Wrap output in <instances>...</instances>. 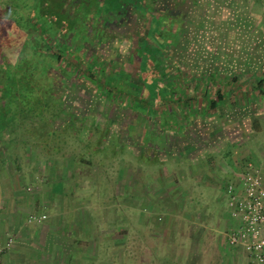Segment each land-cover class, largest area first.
Masks as SVG:
<instances>
[{
	"label": "rangeland",
	"instance_id": "rangeland-1",
	"mask_svg": "<svg viewBox=\"0 0 264 264\" xmlns=\"http://www.w3.org/2000/svg\"><path fill=\"white\" fill-rule=\"evenodd\" d=\"M154 1L127 0L126 4L144 13ZM163 2L168 11H159L156 20L149 18L129 50L119 51L122 45H113L115 50L106 45L105 49L93 51L90 58L85 51L74 48L55 49L62 57L60 66L67 70L64 73L56 66L58 60L51 56L49 46L43 47L44 34L37 41L30 37L36 29L46 34L49 16L42 11L55 4L58 12L60 1L0 0V72L5 76L0 80V95L10 99L0 105V126L5 128L0 132V149L10 158L18 156L20 168L37 163L45 171L49 164L53 167L56 174L49 183L51 189L57 197L65 193L72 203V211L65 214L68 228L77 236L83 230V234H89L88 264H194L203 248L206 255L212 254L216 245L213 236L230 219L227 199L215 202L212 191L205 188L202 194L201 185L194 182L205 178L192 176L189 171L184 174L177 169V162L166 159L162 150L155 149L151 159L150 152L144 151L154 141L145 119L150 123L156 118H160L159 124L164 120L171 122L181 112L183 90L194 84L205 90L213 86V76L207 73H201L194 83L186 70L154 65L155 55L158 59L160 55L173 56L177 46L184 42V21L172 15L175 0ZM111 8L107 7L106 14ZM48 51L47 58L38 53L47 55ZM17 62L18 66L14 64ZM47 69L64 73L62 81L48 79ZM83 79L89 95H97L99 101L102 98L103 104L129 111L137 125H144L131 138L134 143L138 138L140 147L123 138L116 123L112 125L116 134L107 135L106 125L102 124L107 121L103 118L105 108L100 107L99 113L89 108L91 97L80 107L74 105L70 109L68 105L66 114H59V106L66 108V104L60 101L63 95L54 89L65 92L75 81ZM17 96L19 104L11 101ZM22 112L32 115L20 120L17 114ZM65 116L71 119L68 123L63 121ZM223 152L229 154L230 149L226 147ZM63 171L68 180L67 191L58 176ZM171 171L175 179L169 186L168 207L164 199L166 182L170 180L167 173ZM199 198L204 199L203 214L207 217L201 226L197 218V207L202 205ZM218 220H222L219 228Z\"/></svg>",
	"mask_w": 264,
	"mask_h": 264
},
{
	"label": "crops",
	"instance_id": "crops-1",
	"mask_svg": "<svg viewBox=\"0 0 264 264\" xmlns=\"http://www.w3.org/2000/svg\"><path fill=\"white\" fill-rule=\"evenodd\" d=\"M192 3L196 6L193 4L183 23L184 42L177 46L173 56L165 55L164 61L168 67L188 71L194 83L201 73L213 76V86L205 90L194 84L183 90L181 112L171 122L164 120L161 125L160 118L152 123L145 119L154 141L144 151L150 152L151 159L155 149L162 150L166 159L177 162V169L184 174L189 171L192 176L205 178L194 182L201 185L202 194L205 188L209 189L215 202H221L227 199V186L237 183L248 171L258 172L264 187V0H193ZM126 38L129 41L130 36ZM123 40V49L119 51L131 47ZM57 48L59 45L52 43L48 49L52 57L60 59ZM61 62L56 66L61 68ZM101 101L100 106L105 108L103 118L107 119L102 124L106 125L107 135L116 134L112 126L116 123V128L126 132L130 144L140 147L138 138L136 143L131 138L144 125H137L129 111ZM226 147L229 154L223 152ZM17 162H21L18 156L0 155V237L11 240L4 264H88L89 234H83V230L77 236L68 228L65 214L72 211V203L65 193L57 197L51 189L49 183L56 174L53 167L49 164L45 171L37 163L25 169ZM167 174L170 180L166 182L164 201L169 207V186L175 174ZM58 176L62 177L67 191L66 172ZM199 200L202 205L197 207V218L201 226L207 217L203 214L204 199ZM228 220L224 229H217L213 236L216 245L212 254L206 255L203 248L194 264H249L241 246L228 244L227 233L234 224ZM217 223L219 228L222 220Z\"/></svg>",
	"mask_w": 264,
	"mask_h": 264
},
{
	"label": "flooded vegetation",
	"instance_id": "flooded-vegetation-1",
	"mask_svg": "<svg viewBox=\"0 0 264 264\" xmlns=\"http://www.w3.org/2000/svg\"><path fill=\"white\" fill-rule=\"evenodd\" d=\"M61 7L59 8V11L54 9V6L51 7H45L43 9V15L48 17V23L49 27H47L46 34L42 33L40 31L33 30L30 37L32 40L37 41L43 34H44V40L42 41L43 47L44 45L47 47L54 43L55 45H59L60 48L67 47L68 45H71V49H77L79 51H85V56H91L92 52H97L99 49H105L106 44L112 45L111 49L115 50V46L113 45H122V40L124 39L125 45H130L134 41L135 37L138 36V34L142 33V31L146 28L147 20L150 18L158 19L159 17V11L167 10L168 7L166 6L165 2L163 1H169V0H153V4L150 5V7L147 9L148 12H140L138 10H133V7H129L128 4H126L127 0H59ZM192 0H175V6L176 9H173V16L178 17V19H181V21L186 20V16L190 14L193 4ZM112 4V5H111ZM1 6V5H0ZM112 7L111 12L106 14L107 7ZM3 8V6H1ZM0 7V8H1ZM1 8V9H2ZM50 9V10H49ZM101 11H103L102 14ZM96 14V15H95ZM184 23V22H183ZM127 36H130L129 41L126 40ZM119 37L117 40L116 38ZM115 38V39H114ZM118 41V42H115ZM123 40V41H124ZM48 44V45H46ZM69 48V46H68ZM153 50V49H151ZM39 54H42L44 57H49V51L46 54H43L41 52H38ZM59 53V52H58ZM150 56V54H149ZM165 56V55H164ZM164 56L160 55V58L158 59V56L155 55L154 57V65L162 67V68H168L173 69L174 68L168 67L166 62L164 61ZM58 60L57 62H60L61 59L59 57H56ZM2 67L4 66V62L2 60ZM16 66H18V62L14 63ZM6 65V64H5ZM48 67V66H45ZM66 68V67H65ZM172 70V71H173ZM60 71H63L64 73H67V70H64V66L60 68ZM46 75H48V79H53L57 83L59 81H62V74L57 70L54 69H47ZM5 78L4 74L0 72V80L3 81ZM95 79V78H94ZM52 80V81H53ZM97 82V79H95ZM47 82V81H46ZM52 88V87H51ZM53 89V88H52ZM56 91H59L58 94L63 95L64 99H60V101H63V104H66V108L64 105L61 107L59 106V114H66V110L68 105L70 106V109L74 107V105H77L80 107V105L85 104L86 99L92 98L91 101L87 104L88 106L91 105L89 108H93L94 110L97 109V113L100 112V99L89 95L90 92L87 87L85 86L84 82L81 81H75L71 86L67 87L65 92L61 89H54ZM74 93L76 96H74ZM9 99V96H2L0 95V105H4V102ZM18 99V96L15 98ZM10 100V99H9ZM12 101V100H11ZM13 103L19 104L18 100H13ZM99 102V103H98ZM57 108V106H56ZM21 110L24 109V107H20ZM80 110L76 109V112H79ZM58 113V112H57ZM17 115H20V120L23 119V116L18 113ZM18 117V116H17ZM64 117V122L68 123L70 119ZM82 117V111L81 116ZM63 123V122H62ZM118 123V122H117ZM18 127V126H17ZM2 131L5 128H1ZM0 130V132H2ZM1 134V133H0ZM123 138H127L126 132H122ZM126 136V137H125ZM0 155H4V151L0 149Z\"/></svg>",
	"mask_w": 264,
	"mask_h": 264
},
{
	"label": "built area",
	"instance_id": "built-area-1",
	"mask_svg": "<svg viewBox=\"0 0 264 264\" xmlns=\"http://www.w3.org/2000/svg\"><path fill=\"white\" fill-rule=\"evenodd\" d=\"M229 217L234 223L227 233L230 246H241L249 264H264V187L258 172L248 171L226 188ZM11 240L0 237V264Z\"/></svg>",
	"mask_w": 264,
	"mask_h": 264
},
{
	"label": "trees",
	"instance_id": "trees-1",
	"mask_svg": "<svg viewBox=\"0 0 264 264\" xmlns=\"http://www.w3.org/2000/svg\"><path fill=\"white\" fill-rule=\"evenodd\" d=\"M13 100H17V99L13 98L12 101H13ZM31 115H32L31 112H30V113H29V112H24V113L22 112L23 119H24L25 117H27V116H31ZM6 116H7V115H5L4 118H6ZM0 130L2 131V129H0Z\"/></svg>",
	"mask_w": 264,
	"mask_h": 264
}]
</instances>
